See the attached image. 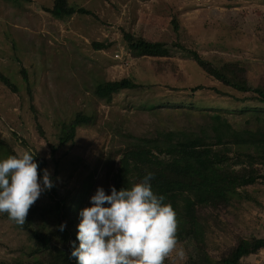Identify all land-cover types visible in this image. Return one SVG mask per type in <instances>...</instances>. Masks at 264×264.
Masks as SVG:
<instances>
[{
  "label": "rangeland",
  "instance_id": "rangeland-1",
  "mask_svg": "<svg viewBox=\"0 0 264 264\" xmlns=\"http://www.w3.org/2000/svg\"><path fill=\"white\" fill-rule=\"evenodd\" d=\"M68 1L88 13L56 17L46 10L54 0H0V153L4 148L11 155L33 152L51 173L57 164L61 190L83 188L89 181L81 209L90 206L98 186L107 193L106 153L128 133L149 134L199 119L181 113L182 108L219 111L235 118L260 111L257 101L219 95L213 87L234 96L246 94L224 86L180 48L166 57L133 56L124 32L180 43L216 65L240 60L250 84L264 86L263 0ZM95 43L108 46L97 48ZM1 75L19 91L12 90ZM123 77H132L144 86L123 90L111 101L94 93L96 83ZM197 85L204 88L190 90ZM159 102L174 104L158 105L154 110L147 107ZM78 112L92 115L94 123L79 127L75 141L52 155L51 144H57L62 122ZM245 191L250 198L215 212L218 221L208 234L209 252L215 257L238 236H264V182ZM48 201L46 190L33 204ZM33 247L28 231L0 213L1 261L66 264L62 244L48 245L37 257L30 254ZM177 249L183 250V256L172 252L165 258L168 264H185L184 246L177 243ZM242 264H264V248L243 258Z\"/></svg>",
  "mask_w": 264,
  "mask_h": 264
},
{
  "label": "trees",
  "instance_id": "trees-1",
  "mask_svg": "<svg viewBox=\"0 0 264 264\" xmlns=\"http://www.w3.org/2000/svg\"><path fill=\"white\" fill-rule=\"evenodd\" d=\"M46 10L56 17H70L75 12L88 13L85 8L69 4L68 0H54L53 6ZM174 24L178 28L176 20ZM124 40L135 57H166L171 55L173 49L180 48L224 86L246 94L243 97L234 96L213 87L219 95L231 96L241 102L254 100L259 103L256 106L260 107V111L241 114L240 118L219 111L195 112L182 108L181 113L199 119L184 126L159 128L149 134L128 133L120 145L108 150L104 161L107 194H110V186H115L117 190L128 188L139 183L146 172L154 174L152 190L163 195L165 202L175 212L177 243L185 248V264H242L243 258L257 254L264 248V236H238L233 245L215 257L209 252L208 234L212 224L218 221L216 211L227 208L234 201L250 198L246 187L264 182V86L254 87L250 84L245 74L246 68L240 60L216 65L202 57L197 50L188 49L180 43L151 40L130 32H124ZM107 46L105 43H95L97 48ZM22 71L25 72L24 69ZM24 76L29 82L26 74ZM1 78L12 90L19 91V87L8 77L1 75ZM143 86L132 77H123L96 83L94 93L101 99L111 101L115 94L123 90H138ZM27 87L30 91L29 83ZM203 88V85H197L190 90L196 92ZM172 104L159 102L147 107L154 110L158 105ZM93 123L94 117L83 112H78L68 122H62L57 134L58 142L51 144L52 155L62 146L75 141L79 127ZM9 152L4 148L3 154L0 153L1 158L11 155ZM35 159L39 176L41 170L46 168V162L39 161L37 155ZM55 167L53 173L49 172L54 182L51 190H47L51 201L42 205L32 204L25 223H14L28 231L34 244L31 255L37 257L50 244H62L66 264H76L70 253L72 241H76L77 246L79 243L76 240L80 222L78 214L80 204L88 193L89 181L84 182L83 188L61 190L57 177L58 165ZM2 215L9 219L7 213ZM61 223H66L63 232L58 229ZM0 264L9 263L0 260ZM163 264H168L166 259Z\"/></svg>",
  "mask_w": 264,
  "mask_h": 264
},
{
  "label": "clouds",
  "instance_id": "clouds-1",
  "mask_svg": "<svg viewBox=\"0 0 264 264\" xmlns=\"http://www.w3.org/2000/svg\"><path fill=\"white\" fill-rule=\"evenodd\" d=\"M36 156V155H35ZM30 151L0 158V213L18 225L25 223L30 206L54 182L48 169L38 176V163ZM153 173L139 183L107 194L98 186L90 206L79 211L71 257L76 264H163L177 249V221L163 195L152 190ZM66 223L58 225L65 230Z\"/></svg>",
  "mask_w": 264,
  "mask_h": 264
},
{
  "label": "built area",
  "instance_id": "built-area-1",
  "mask_svg": "<svg viewBox=\"0 0 264 264\" xmlns=\"http://www.w3.org/2000/svg\"><path fill=\"white\" fill-rule=\"evenodd\" d=\"M199 1V0H198Z\"/></svg>",
  "mask_w": 264,
  "mask_h": 264
}]
</instances>
